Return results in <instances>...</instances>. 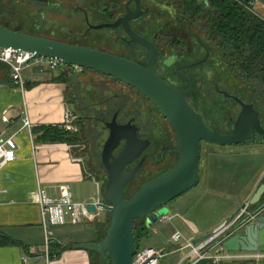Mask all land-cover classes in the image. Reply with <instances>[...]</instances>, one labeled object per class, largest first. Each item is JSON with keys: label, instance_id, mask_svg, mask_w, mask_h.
<instances>
[{"label": "water", "instance_id": "obj_1", "mask_svg": "<svg viewBox=\"0 0 264 264\" xmlns=\"http://www.w3.org/2000/svg\"><path fill=\"white\" fill-rule=\"evenodd\" d=\"M134 9H127L123 16L113 22L91 24L85 14V24L90 31L117 30L122 26L128 37L127 45H139L148 51L145 66L98 49L73 45L10 30L0 24V48L28 54L31 60L53 59L65 67L93 71L125 84L142 95L153 105L174 132L177 145L170 149L177 155L176 164L141 184L126 198V188L134 182L142 160L129 172L126 167L137 160L148 148L150 142L137 135L136 126L131 122L118 124L116 116L105 124L108 137L102 146L101 165L106 179L101 187L102 203L88 204L86 212L96 214L99 209L107 213L104 235L96 244H79L71 247L99 255L100 264H132L134 257V223L145 221L152 228L169 214L168 205L192 190L198 183V166L202 143L216 146H237L255 143L256 138L264 143V127L260 111L253 104L231 97L239 111L232 121L230 133H221L210 128L203 116L186 102L192 87L177 91L156 75L153 69L158 51L146 38L134 32L131 23L139 20L146 10L140 0H131ZM249 0H244L248 2ZM186 79V78H185ZM123 147L117 156L113 152L121 142ZM264 184L260 185L246 208V216L236 226V235L226 238L222 248L229 253H264ZM242 208V209H243ZM251 209V211H250ZM233 218V217H232ZM231 220L223 222L209 233L191 240L193 245L212 239L221 234ZM179 264H190L184 258Z\"/></svg>", "mask_w": 264, "mask_h": 264}, {"label": "crops", "instance_id": "obj_2", "mask_svg": "<svg viewBox=\"0 0 264 264\" xmlns=\"http://www.w3.org/2000/svg\"><path fill=\"white\" fill-rule=\"evenodd\" d=\"M252 11L264 21V0H257ZM23 72L25 85L29 86L23 91L12 88L9 76L0 73V133L5 137H14L18 147L17 159L0 169V238L3 243H15L0 245V264H45L42 249L44 234L37 206L38 189L44 190L50 198H55L58 194L56 188L67 184L73 201L88 205L100 201L102 186L100 180L86 170L84 159L78 152L80 148L66 144H34L28 131L22 129L24 106L31 126L63 125L65 109L73 111V105L67 102L68 85L56 80L59 77L57 72L50 73L47 69L35 65L28 66ZM69 75L70 78L77 79L69 81V87L72 88L78 82L84 98H89L83 95L84 83L101 82L98 75L88 76L87 73L80 72L76 75L69 72ZM3 117L7 119L6 123L1 121ZM75 125L78 132L79 125ZM204 154L201 157L202 152L200 153L198 166V183L204 185L200 193L192 196L193 203L200 206L195 210L190 208L188 203L187 206L184 205L183 210L180 197L168 206L169 214L160 221L181 218L187 223L185 215L195 212L200 225L193 227L187 238L183 236L190 240L205 235L223 222L233 219L248 205L257 188L264 184V161H260L262 173L257 177V174H254L258 170L257 167L248 165L249 162L224 164L225 155L236 154L232 151L209 146ZM257 154L264 160V150ZM225 169L231 170L229 177L223 175ZM232 188H236L233 194L230 190ZM187 194L192 193L189 191ZM245 216L246 213L242 219ZM106 226L107 213L99 210L94 215H86L79 224L53 228L49 232L50 247L65 249L59 255H53L49 264H93L91 253L71 247L98 243ZM237 233L235 224L221 234V237H230ZM180 246L181 244L175 245L176 248ZM154 249L162 252L165 250L164 247L158 246ZM217 252L221 253V249ZM203 262L223 263H214L212 260Z\"/></svg>", "mask_w": 264, "mask_h": 264}, {"label": "rangeland", "instance_id": "obj_3", "mask_svg": "<svg viewBox=\"0 0 264 264\" xmlns=\"http://www.w3.org/2000/svg\"><path fill=\"white\" fill-rule=\"evenodd\" d=\"M56 2L59 3V7L40 6L29 0H0V23L11 30H18L20 32H24L30 35L34 34L35 36L38 37H43V38L45 37L47 39H56L60 41L69 42L75 45L99 48L100 50H103L105 52H109L117 55L125 54V49L123 48L121 42H119L118 40L119 35H117L115 32L109 29L102 31L88 30L84 21L83 12L88 15L89 22L91 24H99L102 22L113 21L117 19L119 16L124 14L123 6L128 5V0H58V1L52 0L51 1L52 5L53 3ZM143 4L147 8L152 10L150 11L151 14H148L144 18V20L147 21V25L143 26V28L141 29L146 35L152 37L156 33L162 32L174 36L186 35L188 37L189 45L187 46V51H189V54L187 56H181L178 53L175 54V52L171 53L166 49H162L161 50L162 56L160 57V60L157 63V67L161 68L162 71H164V74H167L172 69L173 64H178L181 63L182 61L186 62V60H192L196 58L198 54L194 52L195 46L191 42L193 40L191 38H193V35L198 34L199 38H201V41L204 43L205 40L203 38V35L195 29L187 28L186 22H184L183 19H181L179 16L175 14V10L172 6L161 3L158 0H143ZM110 15H113V17L111 20H108L107 18ZM139 28H141V26H139ZM187 33L190 35L188 36ZM206 46L210 51V62H211L212 72H209V70H207V75L203 73L199 81H201V83L203 84L205 80L209 81L210 78L221 79L223 81L221 82L222 85L231 88L233 91H238L240 97L244 101L248 103H250L251 101L254 102V98L246 93L245 87L236 78H233V76H231V74L227 71L220 56L218 55V53H215V49H213V47H211L207 43ZM144 58H145L144 55L140 54L139 60L142 61L144 60ZM78 72H80V70ZM86 73L88 74V76H92V75L96 76V74H93L91 72H85L83 74ZM101 82L102 83H100V81H95V82L89 81V83L86 82L82 86L84 92L83 95L89 97L85 99H87L88 105L90 107L94 108L97 105V102H101L103 100V99H99L100 96L98 95L100 92L103 93V95L105 96H108L109 94L110 96H113L115 93H120L124 91L123 85L121 84L111 83L110 80H106V79L105 81L101 80ZM87 88H89L88 91ZM91 88H95V89L92 90ZM208 94L209 93L205 91L201 92V95L202 97H204L205 102L204 100L202 101L200 99V102L198 104L199 107L202 108V111L207 116L210 123L214 124V126L218 125L219 128L222 129V131H227L229 129V126L226 125L224 119L220 117L221 115L220 111L223 106L222 103L220 102L221 100L217 99V97L213 95L206 96ZM129 97H130L129 98L130 102L139 100L142 105L143 111H148V109L151 108L150 105L144 99H140L139 97L136 98L132 95H129ZM215 105H217V107H215ZM223 107L225 111L226 109H229L228 104L224 103ZM102 108L104 109V107ZM259 111L261 113V117H260L261 121L264 124V107L260 108ZM97 126L100 125L98 124ZM88 128L92 129V126L90 125V127H87L86 131H88ZM98 135L100 136L97 138L98 142L101 137L102 138L105 137L104 134L103 135L98 134ZM209 146L215 147V149H226L232 151V153H236L232 155L230 154L225 155L223 159L224 164L226 162L233 164H241V163L245 164L249 162L248 165H254V167H257L258 169L256 173H254V171H251V173L257 174V177L261 175L262 169H261L260 161L263 163L264 160L263 157L257 153H260V151L264 150L263 142L256 140L255 143L240 144L237 146H216V145L212 146V144L202 143L201 157L205 155L204 152L206 151V148H208ZM99 149L100 148L98 147V152ZM78 152L80 153V150ZM81 156L86 157V155L83 154ZM83 159L86 170L89 173L91 172L92 169L95 170L96 174L94 175L92 174V175L96 177L98 180H100L99 175H101L102 172L100 170V166L95 164L94 163L95 161L89 163L85 161V158ZM164 166L161 165L156 169V171H148L147 169H143V171L139 174L134 184L129 188V193L127 196L130 197L131 194H133L141 184L155 177V175L158 174V172L163 171ZM222 166L224 165H221V167ZM230 171L231 170L225 169L223 175L225 177H229ZM203 185L204 184L200 182L192 190H190V193L192 194L185 193L186 195L184 194V196L183 195L180 196L181 197V198L179 197L180 199L177 198L181 201L180 203L182 205L183 210H184V205L188 203L190 208H194L195 210L200 206V204L198 203H193L192 196H195L197 193H200ZM230 190L232 191L233 194L236 188H232ZM183 200L185 202H183ZM185 217L187 219V223L183 222V219L181 218L180 219L172 218L171 221L168 220L166 222H157L152 228H149L148 236L142 238L141 241L138 243L139 248L142 250L153 247L156 248V246L164 247L165 250L163 252L161 251L163 253L162 255L163 257H161L158 264H179L184 259L187 250L182 249L180 251H177L179 247L176 248L175 245H180V244L183 245L184 237L187 238L188 237L187 234L192 232L191 231L192 228L200 225L199 218L196 216L195 212L193 214L185 215ZM53 228H57V227H53ZM53 228H51L49 232L52 231ZM175 232H179L182 235V237L184 236L183 239L178 244H172L170 242V238L172 234H174ZM44 241L45 239L43 238L42 240L43 244ZM43 244H42V249H44ZM50 250L51 249L49 247V252ZM242 261L244 260H240L238 262H242ZM95 263L99 264V261H96ZM261 264H264V262H262Z\"/></svg>", "mask_w": 264, "mask_h": 264}, {"label": "trees", "instance_id": "obj_4", "mask_svg": "<svg viewBox=\"0 0 264 264\" xmlns=\"http://www.w3.org/2000/svg\"><path fill=\"white\" fill-rule=\"evenodd\" d=\"M40 6H58L59 3H51L52 0H29ZM58 1V0H55ZM161 3L172 6L175 10V14L186 22L187 28L195 29L203 35L205 42L215 49V53H218L221 60L224 63L227 71L236 78L244 87L247 94L254 98V102L250 103L254 105L256 109L264 107V21H262L255 14L251 13L246 7L243 0H158ZM113 15H110L107 19L111 20ZM1 24V23H0ZM2 25V24H1ZM4 26V25H3ZM6 27V26H4ZM7 28V27H6ZM9 29V28H8ZM11 30V29H10ZM20 32L18 30H14ZM24 33V32H21ZM26 34V33H25ZM30 35V34H29ZM34 35V34H31ZM189 36L190 34L187 33ZM35 36V35H34ZM188 38L186 35H184ZM162 44L173 48L174 46L187 42L185 39H181L183 36H168L160 35ZM45 38V37H44ZM193 40L201 41L198 34L193 35ZM56 40V39H53ZM60 41V40H56ZM69 43L65 41H60ZM203 43L206 45V43ZM71 44V43H69ZM75 45V44H73ZM82 46V45H79ZM88 47V46H84ZM93 49L94 47H89ZM103 51V50H101ZM105 52V51H104ZM112 54V53H111ZM117 55V54H114ZM119 56V55H117ZM128 58L129 56H124ZM134 61V60H133ZM65 68V67H64ZM64 68H59L56 71H49L50 73H58L57 81L68 85L69 97L67 99L68 104L73 105V113L78 119L80 131L73 133L67 131L64 125H36L31 127L30 135L34 144H66L68 146H75L78 148L84 147L81 151L89 148L91 145L92 150H97L98 143L102 142L104 138L100 137L102 125L96 128H88V131L84 133V120H88L89 112L87 110L88 101L82 97L80 92V84L76 82L72 88L69 87L68 82L77 80L76 77L70 78L69 72ZM67 68V67H66ZM69 68V67H68ZM9 76L12 88L18 87L13 84L11 79V69L7 65L0 63V73ZM91 72L98 75L101 78L107 80L115 79L106 77L102 74L80 69V73ZM118 84H121L118 82ZM29 86H24V90ZM70 88V89H69ZM101 93V92H100ZM99 99H104L105 96L101 93ZM103 95V96H102ZM125 101L124 96L116 99L115 103L119 106ZM114 108V107H112ZM111 110V109H110ZM109 112V111H108ZM109 115V113H107ZM107 116V115H103ZM87 127H90L87 125ZM90 129V130H89ZM92 138V139H91ZM90 149V148H89ZM100 166V165H99ZM90 174H95V170H91ZM102 185L105 179H101ZM136 181V180H135ZM148 181V180H147ZM134 183L127 186L126 198H129V188ZM198 184V183H197ZM102 187V186H101ZM138 189V188H137ZM136 189V190H137ZM135 190V191H136ZM132 195V194H131ZM264 198V195H263ZM262 198V202H264ZM137 222V223H136ZM134 223V255L141 249L138 243L142 238L147 237L149 229L140 224L141 220H137ZM103 237V236H102ZM101 240V239H100ZM99 240V241H100ZM3 239L0 238V245L15 244L13 242L3 243ZM58 248V247H57ZM54 246L50 247L49 255H59L60 252L65 249L61 247L57 249ZM91 253L92 263L96 264V261L101 262L99 255ZM230 262V263H229ZM201 264H210L209 262H203ZM222 264H254L251 261H227Z\"/></svg>", "mask_w": 264, "mask_h": 264}, {"label": "flooded vegetation", "instance_id": "obj_5", "mask_svg": "<svg viewBox=\"0 0 264 264\" xmlns=\"http://www.w3.org/2000/svg\"><path fill=\"white\" fill-rule=\"evenodd\" d=\"M140 4H141V8L143 10H146V13L139 20L131 23V28L137 34L149 40L158 51V55L153 65V69L156 75L162 78L169 86H171L173 89L177 91L187 90L190 84L192 89L190 93L186 96V102L188 103V105L203 116L204 121L210 128L217 130L221 133H230L232 130V121L235 119L239 111L238 105H236V103L230 98L231 97H239L240 99L242 98L240 97L238 91H233L231 88L222 85L221 82L223 81L221 79L210 78L209 81L205 80L203 84L201 83V81H199L203 73L207 75V70H209V72H212V67L210 62V51L208 47L205 44L201 43L200 41L192 40L191 42L195 46L194 52L198 54L197 57L192 60H186V62L182 61L181 63L173 64V67L170 70V72L164 74V71H162L161 68L157 67V63L160 60V57L162 56L161 50L166 49L171 53L175 52V54L178 53L181 56H187L189 54V51H187V46L189 45L188 38H186L185 36L181 37V39H185L187 42H183L184 43L183 45L178 44L173 48H170L169 46H165L162 44V39L160 35H168L173 37L174 35L165 34L162 32H158L152 37L146 35L141 29L143 28V26L147 25V21L144 20V18L148 14H151L150 11L152 10H150L143 4V0H140ZM128 8L132 10L134 9V3L131 0H128V5L123 6L124 14L127 12L126 10ZM85 14L86 13L83 12L84 21H85ZM113 21H109V22H113ZM139 26H141V28H139ZM112 31L115 32L117 35H119L118 40L119 42H121L123 48L125 49V54L119 56L121 57L129 56L128 58L132 57L134 62L138 63L139 65L145 66L148 57V51L139 45H135V44L127 45L126 42L129 39L125 35L122 26H120L117 30H112ZM140 54H143L145 57L144 60L142 61L139 60ZM105 79L106 78H101V80L104 81ZM110 82L118 84V81L114 82L113 80H110ZM121 85H123L124 91L120 93H115L113 96H110V94L108 96L104 95L105 98L101 102H97V105L94 108L88 105L87 110L90 115L88 120H84L85 121L84 133L87 130L86 129L87 125L88 126L91 125L92 128H96L98 127L97 126L98 124L99 125L101 124L102 130L100 131L101 134L102 135L104 134L105 137L102 142L98 143V147L100 148L99 152H98V147L97 150L94 151L91 149L92 146L89 145L90 149L88 148L84 151H81L82 149H84V147L80 148V155L83 154L86 155V157L88 155L87 157L88 160L86 157H83L85 158V161L89 163L95 161L94 162L95 164H97L98 166L100 165V170L102 172L101 175H99V178L106 179V172L104 171L101 165L102 146L108 137V129L106 128L105 124L111 121L113 116H116V121L118 122V124L124 125L127 124L128 122H131L132 125L136 126L138 137L142 140H148L150 142V145L146 150L142 152L141 156L137 160H135L132 164L126 167V171L129 172L130 170H132L142 160V165L137 174V178H138L139 174L143 171V169H147L148 171H156L158 167H160L161 165L163 166L165 165L164 170L158 172V174L155 175L157 176L162 172L166 171L167 169L173 167L177 162V155L174 152L170 151V149H172L177 145L176 136L172 131V129L169 128L170 127L169 124L163 119V117L160 115V113L153 105H151L142 95H140L132 88L126 86L123 83H121ZM91 89L94 90L95 88H91ZM202 91L209 93L206 96L213 95L217 97V99H220L221 100L220 102L222 103L223 106L224 103L228 104L229 109H226L225 111L224 107L222 106V109L220 111L221 113L220 117H222V119H224V121L226 122V125L229 126V129L227 131H222V129H220L218 125L214 126V124L210 123L207 116L202 111V108L199 107L198 104L200 102V99L202 101L204 100V97H202L201 95ZM120 95L124 96L125 101L118 106L117 103H115V101L117 98L120 97ZM129 95H132L136 98L139 97L140 99H144L152 109L150 108L148 109V111H143L140 101L138 100V101L130 102ZM102 107H104V109ZM215 107H217V105H215ZM107 113H109V115ZM103 115H107V116H103ZM260 117H261V113H260ZM261 123L262 126L264 127L262 121ZM256 140L260 141V138L257 137ZM123 145L124 142L122 141L118 146V148L113 152L114 156L118 155ZM127 189L128 188H126V190ZM140 224L146 226L145 221L143 220H141Z\"/></svg>", "mask_w": 264, "mask_h": 264}, {"label": "built area", "instance_id": "obj_6", "mask_svg": "<svg viewBox=\"0 0 264 264\" xmlns=\"http://www.w3.org/2000/svg\"><path fill=\"white\" fill-rule=\"evenodd\" d=\"M244 1V0H243ZM257 0H249L245 3L248 10L252 13V9ZM28 54L16 52L11 49L0 48V63H3L11 69V79L14 85L18 88L16 90L23 91L25 86V80L23 77V71L30 65L41 66L49 71H56L59 68H64L59 61L53 59H34L31 60ZM70 73H77L80 69L75 67H65ZM22 129H26L30 135L31 124L24 106ZM76 116L69 109H65L63 125L67 131L77 132L76 128ZM2 122L6 123L7 119L2 118ZM31 137V135H30ZM18 147L14 140V137H5L3 133H0V169L7 164L17 159ZM58 194L55 198L47 196L44 190L38 189L37 206L40 213V226L44 234V259L45 264H49L51 256L49 255V247L51 246L49 241V230L53 227L64 226L66 224H79L83 221V218L88 214L86 212L87 205L76 203L73 201L72 194L67 184L59 185L56 188ZM100 201L93 203L97 206L102 203L101 192L99 193ZM98 197V198H99ZM99 200V199H98ZM100 210V209H99ZM246 208L241 209L232 221L224 228V232L228 231L232 226L240 224L242 217L245 214ZM218 236L200 242L197 246L191 243L190 239L184 238V244L179 247L177 251L186 249L187 253L184 258H188L190 264H200L206 260H212L214 263L227 262V261H251L254 264H261L264 262V253H229L222 248L223 241L228 238L227 236ZM183 239L179 232L172 234L170 242L172 244H178ZM221 249V253L217 250ZM163 253L154 248L142 249L134 255L132 264H158Z\"/></svg>", "mask_w": 264, "mask_h": 264}]
</instances>
